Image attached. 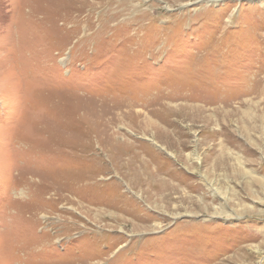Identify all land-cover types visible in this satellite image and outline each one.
Wrapping results in <instances>:
<instances>
[{"label": "rangeland", "instance_id": "1", "mask_svg": "<svg viewBox=\"0 0 264 264\" xmlns=\"http://www.w3.org/2000/svg\"><path fill=\"white\" fill-rule=\"evenodd\" d=\"M0 264H264V0H0Z\"/></svg>", "mask_w": 264, "mask_h": 264}]
</instances>
